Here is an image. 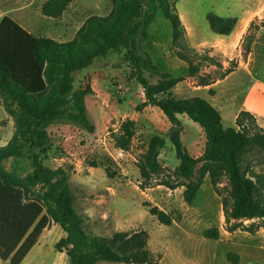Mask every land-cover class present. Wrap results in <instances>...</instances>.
<instances>
[{
	"label": "trees",
	"instance_id": "1",
	"mask_svg": "<svg viewBox=\"0 0 264 264\" xmlns=\"http://www.w3.org/2000/svg\"><path fill=\"white\" fill-rule=\"evenodd\" d=\"M75 0H47L41 7L44 17L61 19ZM113 9L107 16L89 18L72 41L61 43L50 38H38L10 17L0 22V102L15 121L13 138L0 148V260L22 264L39 243L44 231L53 223L60 226L65 237L55 246L66 253L69 264H156L149 247L146 231L117 232L111 238L93 239L85 234V219L76 211V196L70 186V176L60 169L46 165L53 148L49 128L59 122L71 121L89 131L90 123L85 97L93 93L75 90L76 76L91 68L98 59L110 54L124 53L130 66L129 80L136 81L144 90L143 107L161 110L174 127L170 142L180 162L176 175L186 181L184 199L192 205L209 176L212 186L219 191L224 179L231 187L229 197L223 198L227 231L246 232L252 236L264 230V173L253 168L245 170V157L250 153L264 154V130L250 112L238 115L235 128H225L220 111L202 98L176 99L171 93L183 78H173L162 72L152 58L141 49L149 38V29L161 14L173 33L175 49H181L186 29L170 0H110ZM212 32L229 37L238 19L207 15ZM264 28V21L262 22ZM253 41L247 47L251 50ZM191 52V53H190ZM183 49L177 57L189 66L191 78L199 79L201 87H210L235 72V66L224 70L210 52L200 54ZM201 59L200 63H195ZM206 64L219 69V76H201ZM144 72L155 74L161 81L152 85ZM212 93V91H210ZM167 96V98H162ZM181 116H187L204 131L207 142L203 156L193 158L182 140ZM135 121L125 122L113 135L117 149L129 151L136 136ZM166 140L155 136L149 142L139 163L142 187L147 188L154 177L162 173L161 151ZM27 161L32 172L22 176L8 170L6 162ZM202 164L198 170V165ZM113 161L93 168H104L109 179H116ZM249 168V167H248ZM173 190L177 186L165 182ZM150 215L159 223L171 227L175 219L158 207L149 206ZM245 222H251L245 225ZM209 240L219 241L220 231L205 233ZM233 264L239 257L229 254Z\"/></svg>",
	"mask_w": 264,
	"mask_h": 264
},
{
	"label": "rangeland",
	"instance_id": "2",
	"mask_svg": "<svg viewBox=\"0 0 264 264\" xmlns=\"http://www.w3.org/2000/svg\"><path fill=\"white\" fill-rule=\"evenodd\" d=\"M46 1L0 0V22L3 17L9 16L35 37L65 43L75 38L89 18L107 16L113 9L110 0H75L61 19L52 20L41 13V6ZM255 2L170 0L187 26L185 37L181 40L183 49L188 52L195 50L200 54L210 52L224 66V70L234 66L238 70L246 62L244 67L251 71V74L239 71L227 84H237V87L229 92L231 98H226V106L221 110L225 128L236 127L233 118L253 87H257L255 96L264 101V33L258 40L255 61H250L251 50L247 52L246 49L252 41L254 44L260 29L258 23L252 24L242 44V65L240 58L231 61L213 49L193 47L214 45L218 39L230 40L212 32L207 21L209 13L222 18L242 19L255 7ZM172 35L170 23L159 14L149 29V38L141 43V49L162 72L171 74L173 78L185 79L172 91L174 98H202L212 106H217L211 97L215 96L216 91L211 86L201 87L199 79L190 77L188 64L177 57L176 52L182 48H174ZM200 62L201 59H198L195 63ZM130 72L124 53H113L98 59L91 68L76 76L75 84L78 92L86 91L87 86L93 91L85 97V104L94 130L89 131L71 121L59 122L49 128L53 148L46 165L55 170L62 168L70 176V186L76 196L75 208L85 219L86 236L102 239L111 238L117 232L146 231L150 236L149 247L156 264H233L228 259L229 254L239 257L238 264H264V230L254 236L243 231H227L223 198L229 197L231 187L226 179L217 191L208 176L194 204L186 203V181L176 175L180 162L170 142L174 127L159 108L143 107L146 101L144 90L136 81L128 79ZM220 72L222 71L206 64L201 67L200 74L217 77ZM144 76L152 85L161 81L159 76L149 72H144ZM222 87L219 90L224 91ZM260 99L258 101L261 102ZM249 107L264 115V106ZM255 117L264 130V118L260 120ZM128 120L136 122V136L130 150L122 151L117 149L113 135L118 134ZM180 121L186 149L193 158H201L207 142L203 129L187 116H181ZM15 129L14 119L7 114L0 102V148L9 144ZM155 136L166 140V147L160 154L163 170L147 188H143L139 163ZM109 159L113 161V169L118 173L116 179H109L104 168L92 167L93 163L100 166ZM5 166L22 176L33 170L27 161L10 160ZM201 166L202 164L198 165L196 177ZM252 168L258 173H264L263 153H250L245 157V170ZM165 182L177 186V189L168 188ZM149 206L158 207L170 214L175 219L174 224L171 227L161 225L150 215ZM250 223L245 222V225ZM211 229L220 231L219 241L206 238L205 233ZM64 237L61 227L52 223L22 264H64L62 254L55 248ZM0 264L10 263L0 260ZM65 264H69L67 256ZM99 264L116 263L101 261Z\"/></svg>",
	"mask_w": 264,
	"mask_h": 264
},
{
	"label": "crops",
	"instance_id": "3",
	"mask_svg": "<svg viewBox=\"0 0 264 264\" xmlns=\"http://www.w3.org/2000/svg\"><path fill=\"white\" fill-rule=\"evenodd\" d=\"M244 1L248 2L249 0H244ZM250 1H256L257 3L255 2V7L252 10H250L247 14H245L242 19H238V24L236 26L235 31L232 33L231 36L228 37V38H230V40L229 39H218L214 45L208 46L206 44H203V46H198V47H193V48H195V49H201V48L213 49L215 52L223 54L225 56V58H228L231 61H233L234 58H240L241 59L240 64H241V63H243V60H242L243 59L242 58V44L244 42V38H245L246 34L248 33V31L250 30V28L252 27V24L258 23L257 26H260V29L258 30L256 40L251 47V53H250V61H252L253 59L255 61V50H256V47L258 45V40H259L261 34L264 33V28H262L260 25L261 22L264 21V0H250ZM29 6H31V5H29ZM17 12H19V11L17 10ZM7 17H9V16H7ZM181 19H182V22H183L186 30H187V26L185 24L184 18L181 17ZM24 29L26 30L27 28H24ZM27 31L29 33H31V31H29V30H27ZM245 64H246V62L243 63V66H241L240 69L235 70V72L232 73L230 76H228L225 80L219 81L215 85L211 86L212 89L216 91L215 96H211V97L217 105V106H215V108H217L221 114H222L221 110L224 109V107L226 106V102H225L226 98L227 97L231 98V95L229 94V92H233L234 89L237 87V84H233L231 86H228L227 84L237 75V73L239 71H246L249 74H251V71L248 69V67L247 68L244 67ZM225 85H227V87ZM221 86L224 87V88L222 87L224 89V91L219 90V87H221ZM258 87H260V86H258ZM206 88H209V87H206ZM256 88L257 87H253L251 89V91L248 93L247 99L244 101V103L242 105H240V107L238 106L239 108H238V110H237V112L233 118L235 124H236V120L238 118V115L243 111L250 112L252 115L257 116L260 120L264 118V115H260L259 113L255 112L254 110H252L249 107V105H251L252 107L264 106V101H262L260 98H257L255 96V92H256L255 89ZM258 99H260L261 102L258 101ZM222 119L224 120L223 116H222ZM45 231H44V233H45ZM261 231H263V230H261ZM44 233H43V235H44ZM43 235L41 236V238L43 237ZM61 254H62V260H63L62 263L64 262V264H65L67 254L66 253H61Z\"/></svg>",
	"mask_w": 264,
	"mask_h": 264
}]
</instances>
